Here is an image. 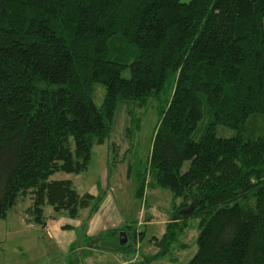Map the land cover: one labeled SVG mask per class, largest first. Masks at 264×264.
<instances>
[{"label": "trees", "instance_id": "trees-1", "mask_svg": "<svg viewBox=\"0 0 264 264\" xmlns=\"http://www.w3.org/2000/svg\"><path fill=\"white\" fill-rule=\"evenodd\" d=\"M149 98L158 117L137 193L180 198L161 253L194 217L182 264H264V135L244 131L264 115V0H0V217L22 196L35 216L45 201L88 216L100 196L49 174L85 168L116 103Z\"/></svg>", "mask_w": 264, "mask_h": 264}, {"label": "rangeland", "instance_id": "rangeland-1", "mask_svg": "<svg viewBox=\"0 0 264 264\" xmlns=\"http://www.w3.org/2000/svg\"><path fill=\"white\" fill-rule=\"evenodd\" d=\"M102 94L103 87L96 83L93 100L99 103ZM157 117L154 98L141 105L118 101L109 134L91 143L86 167L77 172L57 169L48 176L67 177L79 192L100 196L97 208L87 216L88 206L79 207L75 216H69L45 201L35 216L28 196L18 197L0 217V264H123L125 260H141L139 264L184 263L195 251L197 219L188 217L186 227L161 253L157 240L180 198L172 200L167 186L145 185L137 193L136 174L147 164ZM206 118L204 110L198 124ZM244 131L247 136L264 135V115H250ZM215 133L229 136L235 130L217 124ZM185 166L186 161L182 168ZM116 226L123 227V249L117 247L120 231L108 232Z\"/></svg>", "mask_w": 264, "mask_h": 264}, {"label": "water", "instance_id": "water-1", "mask_svg": "<svg viewBox=\"0 0 264 264\" xmlns=\"http://www.w3.org/2000/svg\"><path fill=\"white\" fill-rule=\"evenodd\" d=\"M121 234L123 235V232L122 231L119 232V235H121ZM124 241H125V237L124 236H120L119 243H122Z\"/></svg>", "mask_w": 264, "mask_h": 264}, {"label": "crops", "instance_id": "crops-1", "mask_svg": "<svg viewBox=\"0 0 264 264\" xmlns=\"http://www.w3.org/2000/svg\"><path fill=\"white\" fill-rule=\"evenodd\" d=\"M116 227H118V226H116ZM111 228H115V227H111ZM92 233H94V232H92ZM92 233H89V234H91L92 235ZM98 233H96V234H94V235H92V236H95V235H97ZM91 236V237H92ZM120 236H122V235H120ZM128 260V259H127ZM123 260H121L120 262H122ZM126 261V260H125ZM114 263H116V262H114Z\"/></svg>", "mask_w": 264, "mask_h": 264}, {"label": "built area", "instance_id": "built-area-1", "mask_svg": "<svg viewBox=\"0 0 264 264\" xmlns=\"http://www.w3.org/2000/svg\"><path fill=\"white\" fill-rule=\"evenodd\" d=\"M124 262H126V261H124Z\"/></svg>", "mask_w": 264, "mask_h": 264}]
</instances>
